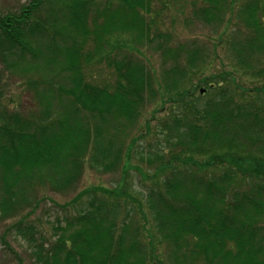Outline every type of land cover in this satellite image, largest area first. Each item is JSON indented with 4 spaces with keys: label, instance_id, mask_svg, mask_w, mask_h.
Wrapping results in <instances>:
<instances>
[{
    "label": "trees",
    "instance_id": "1",
    "mask_svg": "<svg viewBox=\"0 0 264 264\" xmlns=\"http://www.w3.org/2000/svg\"><path fill=\"white\" fill-rule=\"evenodd\" d=\"M190 5L212 43L172 42L166 20ZM12 55L37 75L36 106L0 103V221L74 187L86 164L126 174L144 108L164 112L156 148L138 152L152 173L132 166L150 182L139 198L123 183L75 192L53 242L26 217L11 225L34 264H264V83L245 80L264 81V0H30L0 16ZM104 64L112 82L96 80Z\"/></svg>",
    "mask_w": 264,
    "mask_h": 264
},
{
    "label": "rangeland",
    "instance_id": "2",
    "mask_svg": "<svg viewBox=\"0 0 264 264\" xmlns=\"http://www.w3.org/2000/svg\"><path fill=\"white\" fill-rule=\"evenodd\" d=\"M29 1L30 0H0V16L2 17L8 13L18 14L20 9ZM186 4L189 5L188 2H186L185 5ZM182 6L184 7V5ZM189 9L190 13L187 11L184 16L176 15L172 23L166 20L167 30L173 29L174 31L172 42L180 41L182 43H193L191 40H194V43H212L209 40L216 37L217 31L215 28L207 27L203 23L194 20L191 16V5L187 8V10ZM176 12L177 11L172 10L169 12L168 16L175 15ZM43 37L44 35H37V38L41 39ZM143 52L154 66V69L159 67L160 59L157 54L152 51H147L146 48H143ZM120 54L123 55L124 53L116 52L111 56L119 58ZM215 55L217 62L223 59L222 49L218 47ZM225 56L228 58L226 54ZM24 66V62H20L16 56L12 55L2 59L0 57V103L7 109H15L22 114H27V112L33 110L36 106L34 90L29 86L30 82L27 81V78L35 79L37 75H30L29 72H25L21 69ZM97 69V78L95 77L97 81L99 78L101 80H107L108 82L114 80L113 70L105 64ZM48 79L51 78L49 77ZM245 80L248 84L253 83L257 86L264 83L262 79H258L257 81L251 80V78H245ZM262 96H264V92ZM167 107L168 106H166V108ZM159 108L160 103L158 101L155 104H147L136 125V130L134 129L130 133L129 137H136L140 132L143 133V136L134 144V150L133 153L131 152L130 158L131 167L126 174L123 173L121 175L119 171L105 173L100 170L92 169L86 164L80 180L74 184V187L58 193L41 189L39 194H42L46 198L43 201H38L34 211L31 213L23 211L25 213L0 221V264H34L29 254L30 244L28 245L26 240L21 235L19 236L13 227H11L16 220L26 217V221H30L31 224L35 225V227L42 232L41 234H43L44 238H47L46 240L48 242H53L57 237L53 235V231L58 224V219L63 217L66 211L69 214H73L75 209L73 206L66 207L65 211L63 204L71 199L77 192L93 187L115 190V188L119 187L120 183H123L127 191H132V195L139 198L140 192L142 191L139 188H141V184H144L142 182L144 178L141 176L142 174L134 170L132 166L138 165L143 172L152 173L153 171V166L148 164L147 161L138 162L137 159L139 151L144 149L148 150L149 148L152 151L156 148L157 137L161 140V136H157L156 131L158 130H155V128H158V120L164 117V112ZM154 110H156V112H154ZM148 120L149 126L147 129L148 131H146V121ZM124 174L125 177L123 176ZM144 182L145 184H150V182L145 180ZM81 199L82 201H86L88 196L85 195ZM30 209L29 207L26 211ZM145 212H147L146 209ZM35 239L37 241L40 240L38 235H35ZM48 242H46L45 245H48Z\"/></svg>",
    "mask_w": 264,
    "mask_h": 264
},
{
    "label": "water",
    "instance_id": "3",
    "mask_svg": "<svg viewBox=\"0 0 264 264\" xmlns=\"http://www.w3.org/2000/svg\"><path fill=\"white\" fill-rule=\"evenodd\" d=\"M201 93H203V91H200Z\"/></svg>",
    "mask_w": 264,
    "mask_h": 264
}]
</instances>
